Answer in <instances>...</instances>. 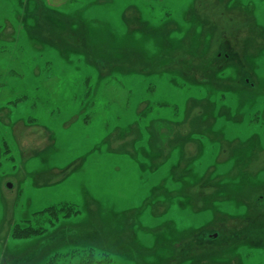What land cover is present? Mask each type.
Wrapping results in <instances>:
<instances>
[{"label": "rangeland", "instance_id": "obj_1", "mask_svg": "<svg viewBox=\"0 0 264 264\" xmlns=\"http://www.w3.org/2000/svg\"><path fill=\"white\" fill-rule=\"evenodd\" d=\"M221 1L0 0V264H264V0ZM225 25L251 86L203 84Z\"/></svg>", "mask_w": 264, "mask_h": 264}, {"label": "flooded vegetation", "instance_id": "obj_2", "mask_svg": "<svg viewBox=\"0 0 264 264\" xmlns=\"http://www.w3.org/2000/svg\"><path fill=\"white\" fill-rule=\"evenodd\" d=\"M227 1L228 0H222L221 1L224 7L226 6ZM219 2H220V0H219ZM244 25L245 24H243V27H244ZM228 27H229L228 25L227 26L225 25L224 29H222L221 36L223 38V42H222V45L224 47L223 52L222 53L221 52H217V56H219V59H222V62H220V65L216 66V68H215L212 65L213 60H207L208 61V64H207L208 74H209V72L212 73V70H214V72H218V73L222 70L221 76L215 74L214 76L211 75L209 77H206L205 81H203V84L209 83V84H211V85H213L215 87L216 86L217 87L220 86L221 88H227L228 86L230 87L232 85H235V84L238 85L239 84V85H242L245 88V87H248L249 85L250 86L252 85L250 83L249 76L244 75V72L242 71L243 66H248V65H247V63H245V61L242 63L243 60L240 58L241 55H240V51H238L239 49L237 50L236 47L229 45V41H228L229 36L226 35L227 31L230 29ZM254 28H255V30H253V29L252 30L254 32H256L257 28L256 27H254ZM252 30H250V31H252ZM232 31H233V29H232ZM236 31H240L241 32L240 29H237ZM256 42H257L256 46L259 43H261V45H262V44H264L263 43L264 42V38H260L259 37V39H257ZM213 45H214V42H213V40L211 38L210 44L202 45V49L201 50L203 51V46H204L205 51L209 52L210 48H212ZM229 64H234L233 71L235 70V72L237 73L236 76H232V75H229V74L224 75V72H226L227 67L229 66ZM8 186H10V185L8 184ZM2 259H4V258H2Z\"/></svg>", "mask_w": 264, "mask_h": 264}, {"label": "trees", "instance_id": "obj_3", "mask_svg": "<svg viewBox=\"0 0 264 264\" xmlns=\"http://www.w3.org/2000/svg\"><path fill=\"white\" fill-rule=\"evenodd\" d=\"M48 211L49 214L48 219L51 218V216L55 213H58V211L60 210H53L52 207H47L43 210V212ZM67 214H65L66 216ZM51 220V219H50ZM44 232V230L40 229V228H34V227H30V225H26V226H20V225H15L12 228V236H19V237H30V236H34V235H39L42 234ZM99 262V261H98Z\"/></svg>", "mask_w": 264, "mask_h": 264}, {"label": "crops", "instance_id": "obj_4", "mask_svg": "<svg viewBox=\"0 0 264 264\" xmlns=\"http://www.w3.org/2000/svg\"><path fill=\"white\" fill-rule=\"evenodd\" d=\"M64 0H47V3L53 6L61 5Z\"/></svg>", "mask_w": 264, "mask_h": 264}]
</instances>
